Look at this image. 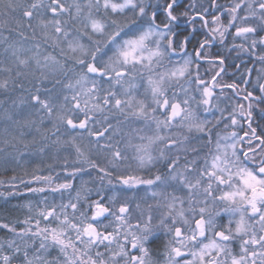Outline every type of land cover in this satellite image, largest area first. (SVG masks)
<instances>
[{
  "label": "snow or ice",
  "instance_id": "6c2138e0",
  "mask_svg": "<svg viewBox=\"0 0 264 264\" xmlns=\"http://www.w3.org/2000/svg\"><path fill=\"white\" fill-rule=\"evenodd\" d=\"M0 188V264H264V0H0Z\"/></svg>",
  "mask_w": 264,
  "mask_h": 264
},
{
  "label": "trees",
  "instance_id": "16d2710c",
  "mask_svg": "<svg viewBox=\"0 0 264 264\" xmlns=\"http://www.w3.org/2000/svg\"><path fill=\"white\" fill-rule=\"evenodd\" d=\"M219 2L226 4L229 2V0H219ZM233 55H235V53H233ZM231 71L232 69H229V72ZM225 79L228 78L226 77ZM8 175H11V173H8ZM3 190V188H0V191ZM23 202L24 201L19 197H10L8 200L0 198V219H14L17 216L22 218L24 215V211L16 206L22 204ZM2 234L3 233H0V235Z\"/></svg>",
  "mask_w": 264,
  "mask_h": 264
}]
</instances>
